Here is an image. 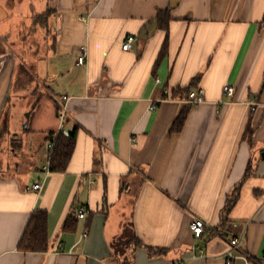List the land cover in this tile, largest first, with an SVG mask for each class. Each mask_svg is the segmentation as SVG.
Here are the masks:
<instances>
[{
	"label": "crops",
	"instance_id": "1",
	"mask_svg": "<svg viewBox=\"0 0 264 264\" xmlns=\"http://www.w3.org/2000/svg\"><path fill=\"white\" fill-rule=\"evenodd\" d=\"M38 2L28 8L29 31L44 29L45 50L29 54L37 76L50 80L55 107L29 131L45 155H32L30 143L24 167H0V264H122L112 246L126 228L139 244L128 250L131 264H225L236 237L237 264H264V0ZM6 9L0 0V121L22 45L17 37L7 47ZM158 13L168 16L167 30ZM129 36L136 41L124 51ZM82 45L88 59L78 67ZM185 89H202L204 102L189 105ZM59 105L67 108L63 129L77 131L66 170L51 172L46 145L60 128ZM36 183L41 190H26ZM81 207L87 216L79 220ZM35 211L47 213L49 248L21 252ZM71 216L74 226L63 231ZM195 218L207 224L199 240L190 231Z\"/></svg>",
	"mask_w": 264,
	"mask_h": 264
},
{
	"label": "rangeland",
	"instance_id": "2",
	"mask_svg": "<svg viewBox=\"0 0 264 264\" xmlns=\"http://www.w3.org/2000/svg\"><path fill=\"white\" fill-rule=\"evenodd\" d=\"M1 1L7 8L5 13L8 16L7 24L11 34L8 36L7 47L9 50H13V47L16 48L18 45L17 37H19L22 45L16 51L21 63L17 69L9 101L0 121V167L13 168L17 164L24 167V159H26L25 155L29 153L28 146L30 143L34 145L32 155L36 157L45 155V150L43 152L37 150L41 136L31 135L29 131L34 129L37 124L50 119V112L53 113L55 105L48 91L50 80L37 76L36 60L29 54L30 51L40 50L42 55L45 50L44 29H40V26L37 27V34L29 31L32 28V19L28 18V8L30 4L35 5L34 1L38 6L39 0H29V2L27 0ZM12 11L21 15L19 22L26 24L25 29L20 26L17 27L15 23L17 17L11 16ZM19 33L20 35H18ZM27 130L28 132H26Z\"/></svg>",
	"mask_w": 264,
	"mask_h": 264
},
{
	"label": "trees",
	"instance_id": "3",
	"mask_svg": "<svg viewBox=\"0 0 264 264\" xmlns=\"http://www.w3.org/2000/svg\"><path fill=\"white\" fill-rule=\"evenodd\" d=\"M49 12L42 15H37L35 17V23L44 26L47 18L49 17ZM168 16L165 13H158L157 21L159 23V27L162 30L168 29ZM166 45H164L162 54L165 53ZM191 91L189 89H185L182 91V95H185L188 98V95ZM187 109H184L179 114L178 118L175 120L173 124V130L176 132L181 131L183 124L185 122L187 116ZM59 109L56 111V116L58 115ZM76 129L73 133H70V138L65 139L62 135H59L56 138L55 147L52 152L49 169L51 172H64L67 168V165L71 159V156L75 147V133ZM50 134L48 139H52ZM250 173V169L248 168L245 176ZM239 187L235 188L233 194H231L226 200V212H229L234 204L236 203L238 196ZM75 224V220L73 217H69L63 223L62 230L66 231L67 229L73 227ZM136 245H139L135 239V236L131 229H124L122 235L113 243L112 249L114 251L115 256H124L125 259L122 260V264H131L133 252L128 254V250L130 247L134 248ZM48 238H47V213L44 211H35L30 216L26 229L21 237V240L18 245V250L21 252H35V253H44L48 250ZM153 251L149 250L151 254ZM156 254L162 253V251H156Z\"/></svg>",
	"mask_w": 264,
	"mask_h": 264
},
{
	"label": "built area",
	"instance_id": "4",
	"mask_svg": "<svg viewBox=\"0 0 264 264\" xmlns=\"http://www.w3.org/2000/svg\"><path fill=\"white\" fill-rule=\"evenodd\" d=\"M135 37L133 36H129L127 37V39L125 40V42L122 44V50L124 51H128L131 50L132 47L135 44ZM74 58H75V65L78 67H84L87 63V59H88V48L86 45H82L79 46L75 52H74ZM223 94L225 96H232L234 93V87L233 86H229V85H225L222 89ZM61 100L63 102L67 101L66 97H62ZM205 100V93L202 89L199 90H194L191 91L188 95V98L186 99L187 103L191 106H197L201 103H203ZM255 109L252 108V111H254ZM66 113H67V108L66 105H59V112L57 115V119L59 121L60 124V128L59 131L52 137V139L47 143L46 145V150H47V161H48V165L50 163V158L52 155V152L54 150L55 147V142H56V138L59 135H62L65 139H69L70 138V133L67 132L66 130L63 129V124L66 118ZM42 188V184L41 183H36L34 185H32L31 187H26L27 191H39ZM87 216V210L84 207H81L77 213H76V218L79 220L85 219ZM207 229V224L198 218H195L191 224H190V231L192 234L193 239L195 240H199L202 238V236L204 235V233L206 232ZM87 234L84 233L83 234V238H86ZM242 245V238H233L230 241V249L227 251V253L225 254L224 260H225V264H237V259H239V256H237V252H239L240 246ZM194 250V248H193ZM200 253H202V250H200ZM245 259V258H244Z\"/></svg>",
	"mask_w": 264,
	"mask_h": 264
}]
</instances>
